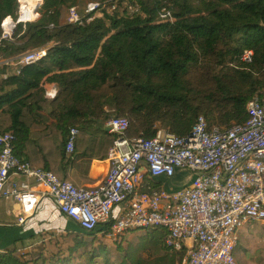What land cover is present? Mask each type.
<instances>
[{
    "label": "trees",
    "instance_id": "16d2710c",
    "mask_svg": "<svg viewBox=\"0 0 264 264\" xmlns=\"http://www.w3.org/2000/svg\"><path fill=\"white\" fill-rule=\"evenodd\" d=\"M93 1L103 4L93 20L66 21L70 7L87 16ZM205 8L194 16L188 0H42L39 17L18 23L0 45V132L13 135V154L69 180L77 159L105 160L115 135L104 122L113 116L146 139L160 128L184 136L198 116L208 128L245 122L248 101L264 87V0H205ZM166 10L172 21L161 19ZM7 15L17 19V0H0V22ZM44 46L45 57L12 74L14 58ZM247 49L253 56L242 64ZM51 84L57 93L48 99ZM108 230L59 231L43 251L0 264H184L187 247H167L163 229L107 243Z\"/></svg>",
    "mask_w": 264,
    "mask_h": 264
},
{
    "label": "built area",
    "instance_id": "2783aa9c",
    "mask_svg": "<svg viewBox=\"0 0 264 264\" xmlns=\"http://www.w3.org/2000/svg\"><path fill=\"white\" fill-rule=\"evenodd\" d=\"M17 2V19L7 15L0 22V45L11 39L18 23L39 17L42 0L30 6L26 0ZM100 8L103 4L89 2L87 16H80L70 7L66 21L88 23ZM127 10L135 15L138 8L130 4ZM160 17L172 21L168 10ZM47 50L39 47L14 58L15 75L45 57ZM252 56L247 49L240 62L248 64ZM56 93L52 84L45 97L52 99ZM246 111L245 122L227 129L208 128L203 116H198L184 136L160 128L148 139L128 135L125 117H110L104 128L115 139L105 158L107 171L102 182L91 188L78 187L21 161L13 154V135L0 132V196L17 198L18 225L42 200L50 199L83 231L109 226L105 237L112 239L127 230H139L145 236L163 229L167 247H187L184 264H237V229L250 220L264 222V87L251 97ZM76 134L77 129L71 128L65 144L69 151ZM13 175H22L38 187L23 180L11 188ZM146 176L162 181L154 187L144 181ZM116 206L121 210L113 217Z\"/></svg>",
    "mask_w": 264,
    "mask_h": 264
},
{
    "label": "crops",
    "instance_id": "0c3cea01",
    "mask_svg": "<svg viewBox=\"0 0 264 264\" xmlns=\"http://www.w3.org/2000/svg\"><path fill=\"white\" fill-rule=\"evenodd\" d=\"M12 74L15 75L14 72ZM19 86L22 88L21 84ZM49 86H46V88ZM106 171L107 163L105 160L96 161L86 157L79 158L69 171V181L81 188H91L102 182ZM23 180L28 181L33 187H38L33 181L27 180L22 175H13L10 177L11 188L18 187ZM120 210L121 206H116L113 209L112 216L116 217ZM20 211V204L16 197L0 196V258L3 260L12 256H21L28 253L37 254L43 251L44 244L59 231H80L74 221L63 215L50 199L42 200L23 225L17 224V217ZM254 224L260 230L261 235L264 236V222L262 221L250 220L245 222L240 228H250L249 225ZM239 238L238 234L236 248L239 244ZM242 250L253 256L249 257V259L246 256H239L238 260L235 258L237 264H249V262L255 264L257 261V264H264L262 253L256 255L257 249L254 250L247 245L242 246Z\"/></svg>",
    "mask_w": 264,
    "mask_h": 264
},
{
    "label": "rangeland",
    "instance_id": "374dc122",
    "mask_svg": "<svg viewBox=\"0 0 264 264\" xmlns=\"http://www.w3.org/2000/svg\"><path fill=\"white\" fill-rule=\"evenodd\" d=\"M188 4L191 10V14L194 16H198V15L206 16L209 13L207 12L205 8V0H188ZM27 12H28V9H27ZM249 226L250 228L249 227L248 228L239 227L237 229V233L239 234L240 238H239L238 247L234 251L236 260H238L239 256H246L247 259L253 256L250 253H246L244 250H242V246H247V245L252 247L254 250L257 249L256 255H259L260 253H262V258L264 259V236L261 235L260 230L256 228L255 224L249 225ZM263 228H264V225H263ZM127 231L129 232L130 238H136L137 236H139L138 234L139 230H127ZM256 232L257 234H255ZM111 240L112 239H108L105 237V242L108 243V242H111ZM257 262L255 264H257ZM249 264L251 263L249 262Z\"/></svg>",
    "mask_w": 264,
    "mask_h": 264
},
{
    "label": "bare ground",
    "instance_id": "6f19581e",
    "mask_svg": "<svg viewBox=\"0 0 264 264\" xmlns=\"http://www.w3.org/2000/svg\"><path fill=\"white\" fill-rule=\"evenodd\" d=\"M26 2L29 4V6L33 3L34 4V0H26ZM27 13L25 12L24 13V16L26 15Z\"/></svg>",
    "mask_w": 264,
    "mask_h": 264
},
{
    "label": "water",
    "instance_id": "95a60500",
    "mask_svg": "<svg viewBox=\"0 0 264 264\" xmlns=\"http://www.w3.org/2000/svg\"><path fill=\"white\" fill-rule=\"evenodd\" d=\"M105 130H106V131H108V129H107V128H105Z\"/></svg>",
    "mask_w": 264,
    "mask_h": 264
}]
</instances>
